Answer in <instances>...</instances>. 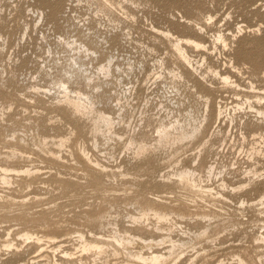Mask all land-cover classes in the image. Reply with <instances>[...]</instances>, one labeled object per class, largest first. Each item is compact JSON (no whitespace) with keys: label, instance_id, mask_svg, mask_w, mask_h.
I'll list each match as a JSON object with an SVG mask.
<instances>
[{"label":"rangeland","instance_id":"obj_1","mask_svg":"<svg viewBox=\"0 0 264 264\" xmlns=\"http://www.w3.org/2000/svg\"><path fill=\"white\" fill-rule=\"evenodd\" d=\"M56 1L0 0V170L10 168L11 176V183L3 182L0 174V264H144L136 256L152 252L166 256L161 264H237L244 250L264 258V218L249 206L264 194V117L257 114L264 111L263 0H61L54 12ZM168 32L203 42L199 49L186 47L198 76L186 74ZM220 33L224 42L216 40ZM74 41H92L94 50L81 54L71 47ZM108 57L113 63L105 75L100 67ZM65 80L72 96L83 92L113 117L109 128L103 125L97 135L92 118H75L58 103ZM194 81L215 106L221 99L228 105L229 118L218 127L212 117L194 140L158 146L164 125L199 123L206 115ZM62 139H70L64 149ZM140 145L149 146L142 156L135 152ZM13 146L23 147V159L7 160ZM79 148L105 172L90 174ZM211 164L216 170L209 175ZM29 168L31 176L11 171ZM183 169H196L200 188L171 182ZM250 182V192L239 190ZM157 196L184 218L159 230L151 220L148 232L132 231L130 217L139 213L134 201ZM104 212L111 214L107 229L94 216ZM123 227L133 232L121 233L124 247L110 237L112 228ZM24 233L56 243L39 248L24 241ZM81 233L88 240L95 239L92 233L102 237L103 249L82 252Z\"/></svg>","mask_w":264,"mask_h":264},{"label":"bare ground","instance_id":"obj_2","mask_svg":"<svg viewBox=\"0 0 264 264\" xmlns=\"http://www.w3.org/2000/svg\"><path fill=\"white\" fill-rule=\"evenodd\" d=\"M95 1V0H94ZM106 3H110V0H104ZM129 1V0H128ZM134 1V0H132ZM135 2V1H134ZM261 2V1H260ZM263 3L260 4V8L264 7V0L262 1ZM52 3V2H51ZM74 4V3H73ZM113 4V3H112ZM46 5H51L48 2L46 3ZM62 5V1L61 0H57L56 3H54V6L52 8H54V12H56L58 10V8H60ZM116 5V4H115ZM121 5V4H120ZM103 8L100 9L99 12H101L102 14L104 12L108 11V7L102 6ZM124 7V6H123ZM259 7V6H258ZM51 8V7H50ZM96 11V10H95ZM106 14V13H105ZM214 19V18H213ZM208 20H212L211 17L208 18ZM116 22V21H115ZM91 23V22H90ZM199 24L196 25V27H198ZM28 27V25H27ZM201 32L203 31L202 28H198ZM195 31V30H194ZM199 32V31H198ZM204 32V31H203ZM26 33V32H25ZM83 33V32H82ZM85 34V33H83ZM88 35V34H87ZM90 35V34H89ZM88 35V36H89ZM119 35V34H118ZM165 37L167 39L170 40V45L172 48V51L175 55V57L177 58V60L180 62V65H182L183 67H185L187 69L186 74H191L193 75L192 77H196L198 76V72H199V66L198 64L195 62V60L191 57V55L188 53V50L186 47H194L195 49H199L201 47H203V42H199V41H195V40H191V39H186V38H182V37H174V35L171 32L168 33H164ZM78 36V35H77ZM92 36V34H91ZM79 37V36H78ZM89 38V37H88ZM86 38L87 40H90ZM225 36L222 35L220 33V35H218L216 37V40L218 42H224ZM80 39V38H79ZM85 39V40H86ZM123 39V38H122ZM78 40V39H77ZM84 40V39H80ZM84 40V41H85ZM93 40V39H92ZM95 40V39H94ZM73 41V40H72ZM80 41H74L71 44V47L73 48L75 45V48H73L74 50H76L77 52H84V53H89L90 51L92 52L94 50L93 46H94V42H80ZM115 41V40H114ZM160 41V40H159ZM79 46H77L76 44L79 43ZM69 44V42H67ZM84 43V44H82ZM226 43V42H225ZM98 44V43H97ZM96 44V45H97ZM111 45V44H110ZM109 45V46H110ZM114 45V44H113ZM117 45V43L115 44ZM114 45V46H115ZM77 46V47H76ZM98 47V46H96ZM100 47V46H99ZM111 48V46H110ZM73 50V52H74ZM98 50V49H97ZM96 51V50H95ZM95 51L93 52L94 54ZM171 51V50H169ZM99 52V51H98ZM172 53V52H171ZM82 54V53H81ZM78 55V54H77ZM90 56V55H89ZM80 58V56L78 57ZM77 58V59H78ZM107 58V57H106ZM109 58V57H108ZM77 59H75L74 63L75 65H78L80 67V69L82 67H84V64L80 62V60L78 61ZM95 59V58H94ZM83 62V61H82ZM98 62V61H97ZM72 63V62H71ZM79 63H81L82 65H79ZM112 63H113V57L108 59L107 64L105 65H101L100 67V72H103L105 75H109L111 73V68H112ZM201 63V62H200ZM92 64V63H91ZM116 64V63H115ZM114 66V64H113ZM99 67V66H98ZM118 67V66H117ZM99 70V69H98ZM179 70V69H178ZM201 71V70H200ZM172 73V72H171ZM180 72H178L177 77H179L180 79H185V75ZM72 75V74H71ZM203 75V74H202ZM216 75L220 76L219 73L217 72ZM112 76V75H111ZM223 76V75H222ZM220 76V77H222ZM90 80V79H89ZM204 82H208L207 81V77H203V79H201ZM222 81L224 83H228L230 81V76H223L222 77ZM67 81H61L59 86L60 88H62V90H60V94H62V98L60 99V101H58V103H60V105L62 104V106L64 105L65 110L69 109L71 111V115L76 117H80V118H92V124L89 126H92V130L94 133H100V128L104 125L106 128H109L112 125V118L110 116H107L105 113L101 112L99 109L97 110V108H95V104H93V102H91V100H89V97L87 96L86 99H84V97H86L84 94L82 93H78L76 97L72 96V89L70 90L68 87V84L70 83H66ZM193 87L195 88L196 91V95L199 96L200 98L203 99L204 104H205V109H206V115L203 117V119L199 122V123H194L192 122V119H190L188 122H180V120H176L174 121L175 123L171 125V127H169L168 125H164L162 127V129H158V138H157V144L158 146L160 145H176V144H181L184 143L185 141L188 140H194L196 139L200 134L203 133L204 129H205V125L206 123L213 117L215 122L214 124L217 125L218 127H220L221 125H223L226 122V119L229 118V108L228 105L225 104V102L223 103V100H219V102L216 104L215 106V100H213V98H211L209 96L208 93H204L203 91V87H202V83L198 82V81H194V85ZM97 88V87H96ZM237 89V88H236ZM133 91V90H132ZM81 92V91H80ZM56 96V95H55ZM60 96V95H59ZM61 97V96H60ZM248 98V97H247ZM55 99V98H53ZM91 99V98H90ZM260 100V99H259ZM93 101V100H92ZM255 102V101H254ZM58 105V104H57ZM58 105V106H60ZM61 107V106H60ZM63 108V109H64ZM249 109H254V106L251 104L248 105ZM62 110V109H61ZM247 110V109H246ZM69 111V112H70ZM65 112V111H64ZM257 114L262 115L264 117V111L261 110H257ZM1 116V115H0ZM72 116V118H73ZM115 118V117H114ZM79 119V118H78ZM86 119V120H87ZM235 119V118H234ZM84 120V119H82ZM81 120V121H82ZM84 120V121H86ZM91 120V119H90ZM115 121V120H114ZM78 122V121H77ZM90 122V121H87ZM86 127V126H85ZM83 128V127H82ZM104 128V127H103ZM115 129V128H114ZM87 131V130H86ZM117 131V130H116ZM215 131V130H214ZM91 132V133H93ZM103 132V131H102ZM120 132V131H119ZM99 135V134H97ZM69 136H71L69 134ZM94 137V135H93ZM99 137V136H98ZM211 139V138H210ZM19 140V139H18ZM70 139H62V141H60V146L61 148L67 145V143H69ZM130 144L134 146V144L136 143L134 138L130 139ZM7 141V140H6ZM5 141V142H6ZM15 142V141H14ZM14 142L12 141L13 145ZM209 140L206 142L208 143ZM21 143V142H20ZM11 144V142H10ZM9 144V145H10ZM24 144V143H22ZM58 143H56L57 145ZM124 144V143H123ZM129 144V143H128ZM147 144V143H146ZM12 145V144H11ZM26 145V144H25ZM95 145V144H93ZM18 146V145H17ZM17 146H13L14 149H12L11 152H9L7 154V160H21L23 159V154H22V148L21 149H17L15 147ZM22 146V145H21ZM96 146V145H95ZM20 147V145H19ZM83 147V146H82ZM97 147V146H96ZM10 148V147H9ZM12 148V146H11ZM80 149V148H79ZM25 150V149H24ZM134 150V149H133ZM149 150V146L148 145H140L137 147V151L135 149V152L137 153L138 156H142L145 153H147V151ZM79 151V150H78ZM77 151V152H78ZM81 151V152H80ZM80 153L78 154V158L81 159V161H83V163L85 165H87V167L89 168V172L90 174H94L96 176V172L97 173H104L105 170L104 168L98 164V163H94L90 156H89V152H87L86 148L84 149H80ZM256 149L253 151V155H255L257 152H255ZM24 152V151H23ZM62 152V151H61ZM70 152V151H69ZM76 152V151H75ZM26 153V152H25ZM60 153V152H59ZM73 153V152H72ZM263 154V153H262ZM261 154V156H262ZM54 155V154H53ZM52 155V156H53ZM58 155V154H57ZM77 155V154H76ZM71 156V153H70ZM74 156V155H72ZM54 157V156H53ZM57 159V157H55ZM59 158V157H58ZM60 159V158H59ZM63 159V158H62ZM78 160V159H77ZM96 162V160H94ZM198 161V160H197ZM99 162V161H98ZM6 164V163H5ZM7 165V164H6ZM216 166V165H215ZM213 164H211L210 166L207 167V173L209 175H212L215 170V167ZM2 167V166H1ZM0 167V168H1ZM14 166H12L13 168ZM105 167V166H104ZM15 168V167H14ZM17 168V167H16ZM18 169V168H17ZM11 170L13 172H21L24 173L26 175L31 176L32 175V169H27L24 171H18V170ZM255 169V168H253ZM10 168L7 169L6 167L3 168V170L1 169L0 171H2L3 174V182H10V178L11 176H9L10 173ZM87 172V171H86ZM95 172V173H94ZM108 173V172H107ZM34 174V173H33ZM38 174V171L36 173V175ZM196 174V169H183L182 171L178 172L177 174H175L176 176V180L175 181H171L173 184L175 185H186L188 186L192 191H195L196 189L200 188L201 186H199L197 184V180L195 177ZM250 175H252V177H256L258 175V172L253 170L249 173ZM12 175V174H11ZM15 175V174H14ZM248 176V175H247ZM2 177V176H1ZM0 177V178H1ZM10 177V178H9ZM36 177V176H35ZM87 177V176H86ZM259 177H263V185H264V174L260 175ZM97 178V177H96ZM101 179V178H100ZM95 180V179H94ZM171 180V179H168ZM201 182V181H200ZM11 183V182H10ZM9 184V183H7ZM251 182L246 186H242L239 187L240 189H246V191H251V189L249 190L248 188L251 186ZM238 188V187H237ZM210 191V190H209ZM190 200V199H189ZM250 201L251 204L249 205L251 208V211L254 212V214L259 218H264V194L261 195L258 199H255V201H253V199H251ZM135 204L139 205V213L137 215H134L130 217L131 222L133 224V226H130L131 230H139L142 232H148L150 230L151 227V220H154L156 225L155 227L159 230V228L157 227L158 225L161 226V224H170V226H175V224L177 225V218H184V216L182 214H178L173 212V210H168V207H162L163 204H165V202H162L161 197L157 196L156 198H146V199H142L141 203H138V200L134 201ZM243 203V202H242ZM157 206H161V207H157ZM247 206V205H246ZM248 207V206H247ZM95 221L99 223V225L101 226L102 229H107L110 225H112V221L110 220L111 214L110 212L108 214L104 213H98L95 214ZM182 220V219H181ZM95 222V223H96ZM173 222V223H172ZM94 223V224H95ZM169 226V225H168ZM156 229V230H157ZM131 230L126 229L125 227H123V229H115L112 228V230L110 231L111 234H113V236H110L112 238L113 241L117 242L120 246L125 245L126 242H124V237L121 236V233L126 234V233H133ZM167 230V229H166ZM93 237L95 238L94 240H88L86 239V237L81 233L79 234L78 237V241H80L81 246L80 249H82V252H91L94 250H102L104 245H105V241L103 239H101L102 237H97V235L95 233H92ZM135 236L139 235L137 233H134ZM261 235V234H260ZM10 236V235H9ZM22 237L24 238V241H28V240H34L35 243L39 246V248L41 247V245L43 244V242L45 241H49V242H53L56 243V239L54 237H47V236H37V235H32L29 233H24L22 235ZM126 237V236H125ZM137 237V236H136ZM110 238V239H111ZM101 239V240H100ZM138 239L142 240V237H138ZM259 240V239H258ZM176 241V240H175ZM262 243L264 244V236L261 238ZM259 241V242H261ZM153 242V241H152ZM34 243V242H33ZM174 243V242H173ZM150 244V243H149ZM159 244V243H158ZM35 245V244H34ZM110 245V242H109ZM160 245V244H159ZM173 245V244H172ZM178 245V244H177ZM13 245L9 244L6 245L5 247L7 248H11ZM113 246V245H112ZM141 246V245H140ZM4 247V246H3ZM77 247V246H76ZM124 247V246H123ZM122 247V248H123ZM161 247V246H160ZM54 248V247H53ZM178 248H180L178 246ZM182 248V247H181ZM108 249V248H107ZM115 249V248H113ZM55 250V249H53ZM117 250V249H115ZM143 250V249H142ZM152 250V248L150 249ZM171 251V250H170ZM18 252V251H17ZM104 252V251H103ZM245 253L244 256L242 255H236V257L234 258V260L237 262V264H264V258L261 257L260 255H252V254H248L249 251H241L240 253ZM257 253V251H255ZM92 253V252H91ZM96 253V252H95ZM100 253V252H99ZM140 253V252H138ZM167 253V252H166ZM17 254V253H16ZM135 254V253H134ZM169 255V254H168ZM69 257H71V255H69ZM137 260L140 262H143L144 264H161L165 259L166 256L160 252H152L150 255L145 256L143 254H138L136 256ZM128 262V261H127ZM127 264H133V263H127Z\"/></svg>","mask_w":264,"mask_h":264}]
</instances>
